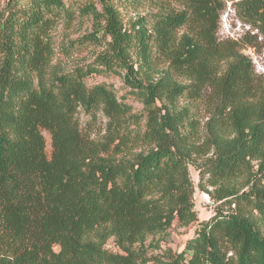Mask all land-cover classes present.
I'll return each mask as SVG.
<instances>
[{"label": "trees", "instance_id": "trees-1", "mask_svg": "<svg viewBox=\"0 0 264 264\" xmlns=\"http://www.w3.org/2000/svg\"><path fill=\"white\" fill-rule=\"evenodd\" d=\"M169 1L185 10L167 9ZM146 3L160 12L124 21V11ZM223 8L221 0H6L0 264L147 263L148 235L198 221L188 164L204 148L212 152L201 171L214 187L215 213L184 250L152 263L264 264V76L241 41L219 38ZM235 12L256 31L243 45L264 47V0H239ZM76 19L94 28L77 42L102 50L66 69L53 64V31ZM68 42L69 56L79 46ZM110 73L144 102V128L114 86L89 83ZM205 91L211 116L201 136L197 118L179 103ZM81 111L107 116L102 136L83 129ZM110 238L119 252L106 248Z\"/></svg>", "mask_w": 264, "mask_h": 264}, {"label": "rangeland", "instance_id": "rangeland-1", "mask_svg": "<svg viewBox=\"0 0 264 264\" xmlns=\"http://www.w3.org/2000/svg\"><path fill=\"white\" fill-rule=\"evenodd\" d=\"M224 8L220 14V28L218 35L220 39H234L241 41V47L244 54L249 56L256 68V72L264 76V47L258 45L246 44L243 45V36H245L249 31L255 33L250 26L237 16L235 12V3L239 0H221ZM6 5V0H0V10ZM167 9L178 12L184 11L185 7L180 3L174 1H169L166 3ZM159 6L152 5L149 3L142 4L138 10L134 11L133 7L127 9L122 13L125 22L133 19L135 20L138 15H150L160 12ZM94 30L91 22L76 19L73 22L60 21L53 31V38L56 42L57 52L53 59V64L62 67L71 68L77 64H86L87 62L94 59L97 52L102 49L95 47L91 43H85L86 41L77 42L83 36L91 33ZM68 41L75 42L72 46H79L76 49L70 50V55L63 50L68 44ZM105 81L110 85L114 86L117 90L118 97L120 100H124L132 106V113L139 117L140 125L142 128L145 127L147 121V111L144 102L140 97L135 96V92L132 91L130 87L126 85L123 77L120 74H96L89 79V83H97ZM184 98L180 99L179 106L189 107L191 113L197 118V131L202 135H205V129L207 122L210 120L211 109L208 105L210 101V95L208 91H205L201 98L188 97L187 94ZM159 107L164 110V102H158ZM80 123L84 130H88L93 137L102 136L107 128L109 119L105 114L99 112L93 117L84 111L80 114ZM135 124V123H134ZM137 126V125H136ZM44 135L47 142V154L50 157L52 152L51 147V136L50 133L44 130ZM197 141V140H196ZM203 139L199 138L198 142H202ZM147 149V147H143ZM142 148H139L140 151ZM212 157V152L204 148L200 153H193L191 159L189 160V171L190 178L193 183L194 191V203L195 209L198 213V221L190 223L188 225H183L179 222H175L171 227L165 231L148 235L143 242V246L146 252V258L150 260L145 264H153L155 257H168L170 253H176L184 250L185 245L190 237L195 233L196 228L199 226V222L205 220L215 213L217 203L210 204L207 199H215L212 197L211 193L214 191V187L209 184L207 176L203 177L201 171V166L205 164L209 158ZM106 248L112 252H119V246L114 238H110Z\"/></svg>", "mask_w": 264, "mask_h": 264}, {"label": "built area", "instance_id": "built-area-1", "mask_svg": "<svg viewBox=\"0 0 264 264\" xmlns=\"http://www.w3.org/2000/svg\"><path fill=\"white\" fill-rule=\"evenodd\" d=\"M207 201L208 202H206V203L215 204V201L214 200H211L210 198H208Z\"/></svg>", "mask_w": 264, "mask_h": 264}]
</instances>
